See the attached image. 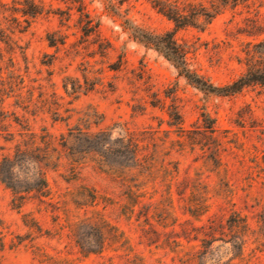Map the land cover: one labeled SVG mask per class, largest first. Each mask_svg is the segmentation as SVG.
Returning a JSON list of instances; mask_svg holds the SVG:
<instances>
[{"label":"rangeland","instance_id":"1","mask_svg":"<svg viewBox=\"0 0 264 264\" xmlns=\"http://www.w3.org/2000/svg\"><path fill=\"white\" fill-rule=\"evenodd\" d=\"M261 25L264 0L244 2L174 38L221 87ZM173 29L147 0H0V264H264L263 91L189 84L140 40ZM41 175L47 197L16 209L8 182ZM102 222L121 239L98 254Z\"/></svg>","mask_w":264,"mask_h":264},{"label":"trees","instance_id":"2","mask_svg":"<svg viewBox=\"0 0 264 264\" xmlns=\"http://www.w3.org/2000/svg\"><path fill=\"white\" fill-rule=\"evenodd\" d=\"M156 11L165 17L168 21L173 24V31L166 32L161 35H154L145 33L140 36V40L151 48H154L156 51L162 54V56L169 61L172 66L177 70L178 74L183 76L186 81L199 89L200 91L214 94L216 96H230L236 93H239L241 90L251 86L258 85L261 87L264 94V25L258 26L257 36H262L263 38L260 40H256L247 53H246V61H245V73L240 76L238 79L234 80L230 84L225 86L216 87L206 80H204L198 74L191 72L187 68V54L188 49L184 44L178 43L175 38V32L184 28H195L199 30L205 29L216 17L221 15L227 8H235L244 2L258 1V0H147ZM32 10V15L39 14L37 7L33 4H30ZM203 129L206 136L213 135L215 133L214 129V120L210 118L206 114H201ZM170 126H176L180 133H184L185 130L182 127V118L178 111L173 109L169 112ZM38 148L33 150L26 149L25 151L18 150V153L23 155H27L30 152L37 151ZM17 153V154H18ZM3 162L7 164L9 167V174L13 176L14 164L13 161L8 158H3ZM40 178L35 182L36 188L18 190L14 184L8 182V188L11 190L13 194L12 204L16 209H20L22 207V203L27 199L28 195L31 192L38 193L39 197H47L46 195V182L42 178ZM11 179V178H10ZM5 180H2L4 182ZM41 186V189L38 188ZM45 191V192H44ZM237 224V222H236ZM102 228L104 230H111L113 234H100V251L97 252L101 254L106 241H112L114 243H118L121 239V236L116 234V230L109 226L107 223L102 222ZM209 240H203V244H206L208 248L212 246L214 242L218 239H214V236L210 235ZM218 241L226 244L231 243L227 240L219 238ZM232 246V245H231ZM206 247V248H207ZM234 248V246H233ZM242 251L241 248H238ZM96 254V252H90L86 255ZM206 254V253H204ZM86 257V256H85ZM241 257V255H240Z\"/></svg>","mask_w":264,"mask_h":264}]
</instances>
